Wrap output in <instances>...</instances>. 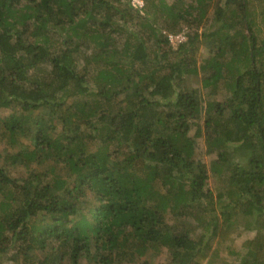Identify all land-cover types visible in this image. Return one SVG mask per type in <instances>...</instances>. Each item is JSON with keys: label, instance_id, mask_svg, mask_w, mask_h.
<instances>
[{"label": "trees", "instance_id": "trees-1", "mask_svg": "<svg viewBox=\"0 0 264 264\" xmlns=\"http://www.w3.org/2000/svg\"><path fill=\"white\" fill-rule=\"evenodd\" d=\"M131 1L0 0V264H264V0Z\"/></svg>", "mask_w": 264, "mask_h": 264}, {"label": "rangeland", "instance_id": "rangeland-1", "mask_svg": "<svg viewBox=\"0 0 264 264\" xmlns=\"http://www.w3.org/2000/svg\"><path fill=\"white\" fill-rule=\"evenodd\" d=\"M254 4V3H253ZM256 4V5H255ZM253 7L258 12V24L261 25V17H260V11L261 9V3L260 1L256 2ZM253 9V8H252ZM208 26V25H207ZM195 32V30H194ZM200 33L208 32V29L201 28L199 30ZM209 57V51L206 45H201L199 47V52L197 55L198 64H202L207 58ZM202 77L203 74L200 73L199 77L194 80L193 85L195 87L202 88ZM207 94V93H206ZM229 95L226 88H221L215 97H212V99H215L218 102H223L225 98ZM208 99V98H207ZM210 100V99H209ZM4 149V145L0 144V150ZM207 146L204 139H200L198 141V148L196 153V158L203 163H205L208 168L211 167V163L215 160V156H210L207 152ZM209 188L213 192V194L216 196L223 188L224 181L222 178L213 175L211 172L209 173ZM255 235V232L249 231L246 228V219L242 216H240L237 219V222L233 229H231V237L230 241L226 243V245L222 246L217 253L215 252L214 255L211 253L209 259H207L205 264H237L239 261V255L243 254V248L242 245L244 242H246L249 239H252ZM215 247L213 248V250ZM9 259V256L6 255L2 258V263L7 264V260ZM156 264H167V254L166 252H163L160 254V256L157 258ZM10 264V262L8 263ZM83 264H87L85 261Z\"/></svg>", "mask_w": 264, "mask_h": 264}, {"label": "built area", "instance_id": "built-area-1", "mask_svg": "<svg viewBox=\"0 0 264 264\" xmlns=\"http://www.w3.org/2000/svg\"><path fill=\"white\" fill-rule=\"evenodd\" d=\"M131 5L133 8L138 10L141 14L144 13L145 3L143 0H132ZM167 36H168L169 43L174 48H177L178 46L187 43L189 40V36L187 34L186 29L179 34H167Z\"/></svg>", "mask_w": 264, "mask_h": 264}]
</instances>
